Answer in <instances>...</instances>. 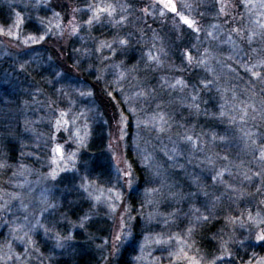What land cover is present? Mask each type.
Here are the masks:
<instances>
[{
	"label": "rangeland",
	"instance_id": "rangeland-1",
	"mask_svg": "<svg viewBox=\"0 0 264 264\" xmlns=\"http://www.w3.org/2000/svg\"><path fill=\"white\" fill-rule=\"evenodd\" d=\"M117 1L0 0L2 70L55 62L51 79L64 95L32 86L24 159L2 163L11 171L1 166L0 264H264V5L176 0L178 44L195 45L182 66L204 76L189 85L170 72L160 42L143 52L157 86L140 74L128 39L97 31L121 28L132 7L150 21L168 13L152 1ZM109 7L111 15L99 11ZM140 36L146 43L144 26ZM186 87L193 108L217 106L236 134V157L216 151L218 135L176 116L174 97ZM109 89L113 117L99 99ZM69 194L78 211L59 213Z\"/></svg>",
	"mask_w": 264,
	"mask_h": 264
},
{
	"label": "trees",
	"instance_id": "trees-1",
	"mask_svg": "<svg viewBox=\"0 0 264 264\" xmlns=\"http://www.w3.org/2000/svg\"><path fill=\"white\" fill-rule=\"evenodd\" d=\"M73 1L76 2V4L78 1L80 2V0ZM119 1L123 2V0H118L117 2ZM147 1L150 2L152 0ZM140 3L142 2L140 1ZM133 8L134 7L127 10L128 12H131L130 16H126V13L123 12L126 10L122 11L121 17L125 19V23L122 24L121 28L116 29L110 27L105 31L98 30L97 33L106 37L113 36L115 34L122 39H128V41H130L129 46L135 49L134 54L135 56L137 55L138 58L137 61L138 66L140 67V74L143 73L144 75H147V78H149L153 84L157 85L158 83L160 85L161 81L158 82L159 79L158 75L156 74L158 71H154V66L147 62L143 52L151 49L158 50L157 46L160 42V45L169 47L167 48L168 54H166V59L164 61L165 64H167V68L170 72H175L176 70L179 71L184 77L185 81L189 83V85L192 84L197 78L204 76L202 71L199 72L198 70L194 69L189 72V70L187 71V67L182 66L185 62V58L182 56L193 53L194 51L192 47L195 45L193 46V42L189 39H182L187 42L186 45L178 44L179 38L181 39V36H184L185 33L181 26L178 24L176 26L173 25V21L176 17L167 14L165 17H159L156 21H150L145 18V16L141 18L140 14L137 12L138 9L135 8V10H133ZM26 24V31H30V23L27 22ZM147 24H149L152 29H149ZM143 26L144 31H147L149 37L147 38L148 40H146V43L145 40L143 41V38L141 39L140 36L141 27L143 28ZM153 33H157L161 41L150 40ZM214 47L217 48V50L219 48L216 46ZM217 50L215 49L213 52ZM65 59L60 62H65ZM44 60H46V56L44 57ZM67 60L68 66L71 67L74 58L71 57ZM54 63H50L47 60L46 65H43V67H37L36 64L30 60H28L26 63L24 61L21 64L22 67L19 69L20 71H18V75H14L13 72L6 73L5 70H2L4 67L0 65V170L2 163L8 165H18L24 159L23 155L25 151H23V147V149L21 148L22 145L20 141H22V143L26 142L23 140L24 138H22V128H24L25 115H27L30 112V108L33 107L30 96L34 95L35 93H33L32 86L38 85L44 88V91H48L49 93L54 92L56 98L64 97V95L60 92H56V79H51L52 76H56L52 75L53 72H60L56 69V65ZM7 66L9 65L7 64ZM161 72L162 71H160L158 74L160 75ZM57 84L60 85L59 83ZM189 91L190 89L186 87V89L183 91V95H180L179 93V98L174 97L175 104H177L175 105L176 116L181 121L190 120L187 125L193 123V125H196L200 130H203L204 133L210 132L215 136L218 135L217 137L213 138L216 139V151H220V153L226 157H236V134L231 127L221 123L219 119L220 114L215 113L217 106L206 101L205 104L202 103L200 105H196L195 108H193L189 105V103H187V101L183 100L189 97ZM97 92H100L98 88ZM159 93L161 95L163 94L161 91H159ZM112 98L115 100V102ZM99 99L108 117H113L116 115L118 107L113 103H116L117 100L113 97L111 92L110 94L99 93ZM26 107H28L29 111L24 114L21 110L24 109V111H26ZM199 107H201V109ZM91 147H94L93 142L91 143ZM2 167H4V169L10 173L11 169H8L5 165ZM5 175V171L0 172V178H3ZM68 196L69 198L66 197V199L63 201V204L59 207V213L68 212L72 208H76L74 213L78 211L75 205L77 204V200L73 198V195L71 194Z\"/></svg>",
	"mask_w": 264,
	"mask_h": 264
},
{
	"label": "snow or ice",
	"instance_id": "snow-or-ice-1",
	"mask_svg": "<svg viewBox=\"0 0 264 264\" xmlns=\"http://www.w3.org/2000/svg\"><path fill=\"white\" fill-rule=\"evenodd\" d=\"M261 4L264 5V0H261ZM164 6H165L166 8H169V7H170L171 11H173V12L176 11V7H175L174 4H171V3H165ZM222 10H223V9H222ZM99 11H100V12H108V14L111 15V8H110V7H109V8H100ZM57 15H58V14H57ZM97 17H98V13H95V14H94V18H97ZM181 19L184 20V22H185L186 24H188L190 27L192 26V21L188 20L186 17L181 16ZM88 23L91 24V23H92V20L90 19V20L88 21ZM74 31H75V29H74ZM121 43H124V41H121ZM189 59H190V58H189ZM253 75H254V76H258L259 74H258V73H253ZM61 115L63 116V115H65V114H64V113H61ZM65 123H67V121H65ZM189 139H191V137H189ZM56 151H59V148H57ZM260 158H261V159H264V151H262V152L260 153ZM205 219H206V217H205ZM249 219H251V216H249ZM262 222H264V221H262ZM189 231H191V229H190ZM119 238H120V237L117 236V239H119ZM257 239H258V240H261V241H264V233H261V234L257 237ZM160 242H161V241L157 240V243H160ZM181 251H183V249H181ZM218 258H221V257H218ZM196 264H198V262H196ZM213 264H214V262H213Z\"/></svg>",
	"mask_w": 264,
	"mask_h": 264
},
{
	"label": "water",
	"instance_id": "water-1",
	"mask_svg": "<svg viewBox=\"0 0 264 264\" xmlns=\"http://www.w3.org/2000/svg\"><path fill=\"white\" fill-rule=\"evenodd\" d=\"M157 5H159L161 8H163L166 12L170 13L171 15H176L178 13V6L175 0H153ZM165 3H171L174 4L176 7V11L173 12L171 11L170 7L166 8L164 6ZM61 152L58 151V154H60Z\"/></svg>",
	"mask_w": 264,
	"mask_h": 264
}]
</instances>
